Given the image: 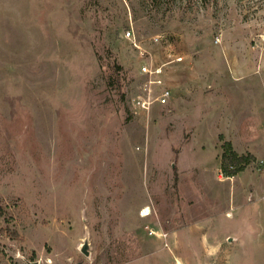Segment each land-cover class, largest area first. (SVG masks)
<instances>
[{"label":"rangeland","instance_id":"1","mask_svg":"<svg viewBox=\"0 0 264 264\" xmlns=\"http://www.w3.org/2000/svg\"><path fill=\"white\" fill-rule=\"evenodd\" d=\"M36 261L264 264V0H0V264Z\"/></svg>","mask_w":264,"mask_h":264},{"label":"built area","instance_id":"2","mask_svg":"<svg viewBox=\"0 0 264 264\" xmlns=\"http://www.w3.org/2000/svg\"><path fill=\"white\" fill-rule=\"evenodd\" d=\"M125 35L127 37H131L134 35L133 30L127 29L125 32ZM156 41L158 39H155ZM142 73L149 75V82L152 84H161L163 82V79L159 77V75L162 73L161 67H154L151 66V64L148 61H143V65L141 67ZM147 89V93H139L134 99L133 104L135 108L137 109H148L151 107V104L158 102L161 104H165L169 101V98L171 97V91L168 88H162L160 92L155 93L154 87L151 85L148 87H145Z\"/></svg>","mask_w":264,"mask_h":264},{"label":"trees","instance_id":"3","mask_svg":"<svg viewBox=\"0 0 264 264\" xmlns=\"http://www.w3.org/2000/svg\"><path fill=\"white\" fill-rule=\"evenodd\" d=\"M223 148L224 153L222 155V170L228 176L235 175L244 170L253 159V155H239L236 153L232 148V143L229 141H225Z\"/></svg>","mask_w":264,"mask_h":264},{"label":"water","instance_id":"4","mask_svg":"<svg viewBox=\"0 0 264 264\" xmlns=\"http://www.w3.org/2000/svg\"><path fill=\"white\" fill-rule=\"evenodd\" d=\"M88 247H89V240L85 239L84 242L80 246V250L87 256L90 255ZM31 264H39V262L36 261V262H32ZM76 264H82V261H79Z\"/></svg>","mask_w":264,"mask_h":264},{"label":"bare ground","instance_id":"5","mask_svg":"<svg viewBox=\"0 0 264 264\" xmlns=\"http://www.w3.org/2000/svg\"><path fill=\"white\" fill-rule=\"evenodd\" d=\"M143 215H148L150 213V208L149 207H146L144 210H143Z\"/></svg>","mask_w":264,"mask_h":264}]
</instances>
